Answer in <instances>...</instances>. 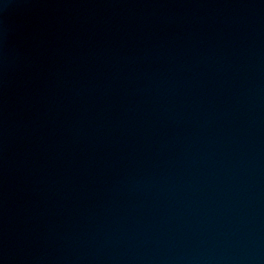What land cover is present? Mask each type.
Listing matches in <instances>:
<instances>
[{"label":"water","instance_id":"water-1","mask_svg":"<svg viewBox=\"0 0 264 264\" xmlns=\"http://www.w3.org/2000/svg\"><path fill=\"white\" fill-rule=\"evenodd\" d=\"M0 264H264V0H0Z\"/></svg>","mask_w":264,"mask_h":264}]
</instances>
